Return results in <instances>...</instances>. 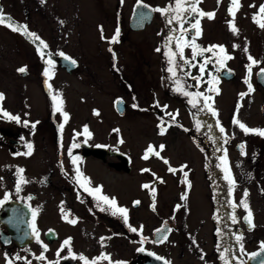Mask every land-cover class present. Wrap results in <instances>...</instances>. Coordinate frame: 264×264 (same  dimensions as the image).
Returning <instances> with one entry per match:
<instances>
[{
	"label": "flooded vegetation",
	"instance_id": "1",
	"mask_svg": "<svg viewBox=\"0 0 264 264\" xmlns=\"http://www.w3.org/2000/svg\"><path fill=\"white\" fill-rule=\"evenodd\" d=\"M113 2V19L117 26L114 27L111 39L100 46H103L102 50L107 52L110 59V78L117 74L122 78L115 55L122 50V21L118 19L122 18L124 0ZM175 4L176 0H164L162 5L150 0H129L126 4L123 23L127 34H144L160 17L158 21L162 33L156 48L151 49V53L153 51L157 57L150 60L152 64H148L144 60L147 50L141 52L138 48V51L141 55L140 65H153L161 75L157 74V85L153 83V93L148 94L153 99L146 105L139 106L135 102L129 106L125 100L117 97L112 100L111 113L115 111L119 117H123L131 107L155 117L164 145L163 148H153L154 153L159 155L151 153L146 160L162 163L157 167L158 173L167 175L164 170L167 168L169 171L171 168L165 156L169 138L186 135L195 144L197 152H200L199 157L203 155L200 160L203 164L201 172L204 173L202 175L207 182V190L209 183L210 206L191 204L189 189L181 193L180 199L174 201L172 206L153 208L156 193L154 197L153 193L149 194L150 206H121V176H131L133 161L125 154L130 161V171L116 167L121 163L120 138L115 143H92L87 140L89 135L83 134L85 122H75L76 126L80 125L84 129L80 134L76 133L74 139L67 138L69 134L72 136L74 130L73 126L69 127L64 114H71L63 107L61 111H56V106L52 104L53 91L56 90L52 80L54 73L60 72L69 83L79 87L83 81V59L71 52L54 48L51 44H46V48L38 51L40 42L33 40L26 44L32 51L31 59H23L15 70L19 84L24 86L19 106L8 105L4 93L0 92L4 95L0 109L19 117L17 122L0 112V201H3L0 203V264H53L56 261L59 264H83L79 259L81 255L89 264L93 260H97V264H110V261L111 264H165L166 261L168 264H248L253 254L257 257L259 255L260 262H264V250L261 249L264 243V136L243 132L241 138L236 140L232 130L224 128L225 123L217 124L209 107L215 102L216 96L219 97L223 92V86L238 80V68L241 72L239 81L245 89L249 88L250 83L251 92L264 93V86L258 82V74L264 69V27L260 26L264 23V15L259 12L264 0H239L240 6L234 17L229 14L231 0H200L197 7L205 13H214L211 19L191 11L183 12L182 18H175ZM137 5L149 7L153 11L166 8L171 10L164 15L154 11L150 25L140 31H133L130 21ZM37 10L35 13H38ZM197 20L200 22V35L195 37V44L199 46L198 54L193 58L192 48L185 46L181 58L177 45L192 43L196 30L191 25ZM233 24L238 30L236 33L231 30ZM117 28L118 42L110 43ZM213 46H223L225 52L221 53L219 47ZM209 48L212 50L200 51ZM244 52H247L245 57ZM59 53L75 61V67H60L62 56ZM225 54L231 59L221 64L218 61ZM249 56L257 61L251 66L250 73ZM49 59L53 61L52 65L46 63ZM206 60L208 63H205ZM201 65L204 66L203 73L200 71ZM20 68H26V72H19ZM46 68L49 69L50 78L44 75ZM195 77H199V81ZM246 79L248 83H245ZM211 87H220L221 92L209 91ZM137 88L135 85L127 86L129 92ZM35 90L37 97L34 96ZM185 92L191 95L186 96ZM245 92L248 94L249 90ZM197 93L201 95L197 96ZM246 93L240 92L239 97ZM156 95H162L164 101L156 102ZM209 97L211 99H207ZM118 100L124 104L122 116L115 109ZM158 108L162 111H158ZM179 111H188L187 118H190L191 127L180 123L176 115ZM95 114L100 115V124L105 123L106 115L103 112L96 111ZM221 127L223 132L220 131ZM254 129L264 130V122L258 123ZM28 144L32 145L31 154L25 155L29 151ZM241 145L243 149L238 148ZM98 148H104L106 154L103 157L93 153ZM88 165L93 168L91 172L86 169ZM19 169H23V172L20 173ZM104 171L110 179L107 189ZM78 172L81 175L78 176ZM229 175L234 183L226 178ZM21 176L26 182L20 184V191L17 192ZM148 177H151V172ZM151 182V179L147 180L149 188ZM164 184L162 179L157 182L158 186ZM97 188L99 192L95 191ZM101 197L114 199L115 206L106 203ZM58 199L66 206H46ZM241 200L246 201L252 213L254 227L251 230L245 221L247 211L241 206ZM117 208L127 209V222L116 211ZM33 211L36 212L35 218ZM141 212L144 213L142 216ZM135 213H138L139 219ZM71 220L76 223H70ZM33 224L39 234V242L33 234ZM133 228L135 232L131 230ZM158 230L164 236L167 234L161 243L154 236ZM237 236H242V240L238 241ZM69 238L70 245L61 250L63 242ZM131 246L133 249L128 250ZM69 247L76 258L70 255ZM207 247L211 249H205ZM42 253L45 259H37ZM102 254L108 256L110 261L97 259ZM188 258L193 263L188 262Z\"/></svg>",
	"mask_w": 264,
	"mask_h": 264
},
{
	"label": "rangeland",
	"instance_id": "2",
	"mask_svg": "<svg viewBox=\"0 0 264 264\" xmlns=\"http://www.w3.org/2000/svg\"><path fill=\"white\" fill-rule=\"evenodd\" d=\"M128 1L124 0L122 18L118 19L122 21L123 37H120L122 50L115 55L122 78L118 77L119 74L110 78L108 74L110 59L107 52L102 50L103 46L100 45L111 39L116 25L113 19V0H44L43 3L41 0H0V9L3 10L5 17H10L17 25L26 26L28 32L35 33L39 37L37 40L27 35L24 36L21 31H12L11 28L0 24V92L4 93L8 105L19 106L24 86L19 84L15 70L23 59H31L32 51L26 46L27 43L42 40L45 44L53 45L54 48L71 52L72 55L84 61V72L83 76L81 75L82 85L76 87V84L69 83L60 72L54 73L52 80L56 89L53 91L56 101L54 100L52 104L56 106L57 101L62 102L61 108L63 107L71 114L67 116L66 122L69 127L73 126L74 131L72 136L69 134L67 138L74 139L75 134H80L84 129L80 125L76 126L75 122L81 124L85 122L83 126L87 131L83 134L89 135L87 140L92 143L97 141L115 143V140L120 138L121 153L126 154L133 161L131 176L127 178L121 176L119 186L121 206H133L135 201L139 202V206H150L148 200L153 188L157 194L156 200L152 203L155 206H172L174 201L177 202L180 199L179 195L187 189L190 190L191 204L210 206L209 183L207 190V182L203 179L202 174L204 173L201 172L203 164L200 160L203 159V155L199 157L200 152H197L195 144L191 143L186 135L177 136L175 139L169 138L170 143L165 156L169 159V166L175 172H170L166 168L164 171L167 175L158 173L157 167L162 163L148 162L143 158L149 146L156 149L164 145V139L159 134L158 121L155 117L151 114H142L131 107L123 117H119L115 111L114 114L111 113L112 100L117 97L125 100L129 106L135 102L139 106L146 105L153 99L148 94L153 93V83L157 85L158 75H161L153 65H148L149 67L140 65L141 55L138 51V48L141 52L147 50L144 60H147L148 64L150 60L157 57L153 55V51L151 53V49L156 48L155 45L159 42L162 33L158 21L160 17L144 34L140 36L127 34L123 22ZM151 1L156 4L160 3V5L164 3V0ZM35 9H38V13H35ZM245 53L247 52L243 55ZM240 77L241 72L238 68V80L223 86V92L219 97L216 96L213 104H210L212 116L217 124L225 123L224 128L231 129L236 140L241 138L244 131L238 124L233 123L234 118L250 129L264 122V93L249 92L247 94L245 90L249 88H244L239 81ZM34 80L36 82V79ZM68 83L69 86H67ZM133 85L138 88L134 92H129L127 86ZM218 90L221 92L220 87ZM240 92L246 95L240 98ZM34 96H38L36 90ZM156 100L162 103L164 97L156 95ZM38 106L41 105L38 104ZM96 111L106 115L105 123L100 124L102 119L99 114L96 116ZM158 111L161 112L162 109L158 108ZM213 111L216 115H213ZM188 114V111H179L176 115L180 123L191 127L190 118H187ZM192 123H194L193 120ZM86 169L88 172L93 170L91 165H88ZM145 169L148 171H144ZM150 172L151 177L149 178ZM185 172H188L187 177L184 175ZM103 177L107 189L110 179L106 171ZM149 179L152 181L151 188L145 189L143 186ZM161 179L165 184L158 186L157 182ZM57 202H49L46 206H66L59 199ZM143 214V212L140 213L141 216ZM137 215L138 213L136 218L139 219ZM132 249L133 246L128 248V250ZM205 249H211V247ZM188 259V262L193 263L190 258Z\"/></svg>",
	"mask_w": 264,
	"mask_h": 264
},
{
	"label": "snow or ice",
	"instance_id": "3",
	"mask_svg": "<svg viewBox=\"0 0 264 264\" xmlns=\"http://www.w3.org/2000/svg\"><path fill=\"white\" fill-rule=\"evenodd\" d=\"M43 2H44V0H41V3H43ZM199 2H200V0H176L175 11L177 12V17H175V18H182V14L185 11H191L192 13H197L200 17L207 16L209 19L213 18L214 13H205V12L201 11L197 7V5L199 4ZM185 5H189V7H185ZM231 5L232 6L229 7V14L234 17L235 16V11L238 10V8L240 6L239 5V0H231ZM170 10L171 9H168V8H166V9H154V11H160L162 15H164L165 13H167ZM259 12H260L261 15H264V5H261L260 6ZM254 20H255V17H254ZM169 22H171V21H169ZM61 23H63V22H61ZM0 24H4L5 26L11 28L12 31H21L22 34H25L27 36L33 37L34 39H37V40L39 39V37H37L35 33L28 32L26 26H24V25H14L13 23H11V18L10 17H7L6 18L5 15H4V13H3V10L2 9H0ZM260 26L261 27H264V23H261ZM191 27L196 30L195 36L193 38L192 43L190 45H188L187 42H185L184 45H179V44L177 45L178 49L181 52V58H182V50H183V47H185V46H190L192 48L193 58H195L196 55L198 54V48H199V46L195 44V37L200 35V22H199V20H197L195 24H192ZM231 30L233 31V33H236L238 31L236 29V27L234 26V24L231 25ZM118 37H119V28H117L116 34L113 36V38L110 41V43H116V42H118ZM101 38L103 39V35H102ZM46 47H47V45L41 40L40 41V46H38V51H41V48H46ZM213 47H219V51L221 53H224L225 52L223 46H213ZM211 50L212 49L209 48V49H201L200 51H211ZM157 51H159V49H157ZM59 55L64 56L63 53H59ZM64 58L65 59H69L66 56ZM227 59H231V57H229V56H227L225 54V55H223L222 59H220L218 62H220L221 64H223V62L225 60H227ZM249 60L251 61V64L249 65V68H248V71L250 73L251 72V66L252 65H255L257 63V61H255L251 56H249ZM46 63L48 65H52L53 64V61L51 59H49V60L46 61ZM72 63L75 64V61H72ZM205 63H208V61L206 60ZM18 71L21 72V73H24V72H26V68H20V69H18ZM170 71H171V69H170ZM200 71H201V73L204 72V66L203 65H201ZM261 72L264 73V69H261ZM44 75L46 77H49L50 78L49 69H47V68L45 69ZM194 79H197V81H199L200 78L199 77H195ZM213 79H215V78H213ZM209 83L211 84L212 81H209ZM245 83H248V80L247 79L245 80ZM209 91H216L218 93L219 90L217 88H215V87H211V88H209ZM251 91H252V88H251V84L249 83V92H251ZM184 95H186V96L187 95H191V93L185 92ZM200 95L201 94L197 93V96H200ZM3 99H4V95L2 93H0V101H3ZM53 99L56 100V97L54 96ZM207 99H211V98L209 97ZM189 102L192 103V101H189ZM61 103L62 102L57 101V103H56V109H55L56 111H61ZM193 106H195V104ZM209 107H211V106L209 105ZM0 112H2V114L5 117H7L9 119L17 120V122H19V117L11 116L9 113L3 112L2 109H0ZM213 115H216L215 111H213ZM64 116H65V120H67V114L66 113L64 114ZM233 123L234 124H238V126L245 132V134H248V133L252 132V133H256V134H259L261 136H264V130L249 129L245 124L241 123L239 120H237L235 118L233 119ZM25 125H27V121H25ZM34 127H35V125H33V128ZM85 131H87V129H85ZM220 131L223 132L224 129L221 127L220 128ZM163 132H164V129L162 128L161 129V134H163ZM27 147H28L29 151L27 153H24V154L25 155H30L31 154L32 145L31 144H28ZM240 147L243 149V145H241ZM161 148H163V146H161ZM149 153H154V150H153L152 146H149V148L146 150L145 156L143 158L144 159H148V154ZM154 154L157 155V156L159 155V153H154ZM165 163H167V161H165ZM182 170L183 169H181V171ZM225 170H226V172L228 171L227 169H225ZM18 171L20 173H22L23 172V169H19ZM144 171H148V170L145 169ZM169 171L170 172H175V170L172 169V168H169ZM79 175H81V174L78 172V176ZM184 175H185V177H187V173L186 172L184 173ZM226 178H228L230 180V182H233V181H231L230 175L227 176ZM25 182L26 181L21 176L20 180L17 183V192L20 191V184L25 183ZM143 187L148 188L150 186L149 185H144ZM95 191L96 192H99L100 189L97 188ZM152 193H153V197H154V194H155V189L154 188L152 189ZM245 196H247V193H245ZM7 198H8L7 195H5V200H7ZM101 199H103L106 203H109L112 206H115V203L116 202H115L114 199L113 200H109L107 197H101ZM0 203H3V201H0ZM135 203H139V202L137 201ZM240 204L247 211V216L245 217V221L248 223L249 229L251 230V228L254 227V225L252 224V220H251L252 213L248 209V205H247V203H246L245 200H241ZM154 206L155 205L153 204L152 207L154 208ZM116 211L119 212L121 215H123L124 218H125V222H127V209H125V208H117ZM35 215H36V212L33 211V217L34 218H35ZM69 222L70 223H73V224L76 223L75 220H71ZM233 222H235V218H233ZM32 227H33V234L37 236V241L39 242V239H38L39 234H38V232H37V230L35 228V224H33ZM131 230L134 231V232L136 231V229H134V228L131 229ZM237 240L238 241L242 240V236H237ZM69 245H70V238L69 239H66L63 242V244L61 246V250H63V248L65 246H69ZM261 249L264 250V243L261 244ZM46 250H47V248L45 246V251ZM59 251L60 250H58V252H57V256H59ZM241 251H243V246L242 245H241ZM69 253H70V255H73V258H76L75 257V254H72L71 253L70 247H69ZM255 255L256 254H253V256H255ZM221 258L223 259V256ZM17 259H19V257H17ZM37 259L44 260L45 257L43 255V253ZM79 259L81 261H83V264H89V261H87V259L83 255L79 256ZM97 259H104V260H109L110 261V258L108 256L104 255V254H102L101 257H99ZM157 259H160V258L157 257ZM9 264H11V262H9ZM29 264H30V262H29ZM53 264H59V262L56 261V262H53ZM91 264H97V260L91 261ZM110 264H111V261H110ZM117 264H120V262H117ZM165 264H168V262L166 261ZM262 264H264V262H262Z\"/></svg>",
	"mask_w": 264,
	"mask_h": 264
},
{
	"label": "water",
	"instance_id": "4",
	"mask_svg": "<svg viewBox=\"0 0 264 264\" xmlns=\"http://www.w3.org/2000/svg\"><path fill=\"white\" fill-rule=\"evenodd\" d=\"M154 18V11L153 9L146 7V6H140L137 5L133 11L131 21H130V27L133 31H140L144 29L146 25H150L152 22V19ZM60 67L65 68V69H73L75 67V64L72 63L70 59H65L63 56L60 57ZM258 82L261 83L262 86H264V73H259L258 74ZM115 109L116 111L122 116L124 114V104L121 100H118L115 103ZM263 117H264V112H263ZM239 149H241L240 146H238ZM96 151V152H95ZM93 153L97 155L98 157H103L106 153L104 152V148H98L94 149ZM85 155V154H84ZM151 155V153L148 154V157ZM129 159L126 155L121 154V163L120 165H117L118 169H122L124 171H130L129 168ZM133 206H138V203H134ZM162 231H159L155 233V237H157L158 242H163L167 234L165 236ZM248 264H262L260 262V257L258 255L252 256L249 258Z\"/></svg>",
	"mask_w": 264,
	"mask_h": 264
},
{
	"label": "trees",
	"instance_id": "5",
	"mask_svg": "<svg viewBox=\"0 0 264 264\" xmlns=\"http://www.w3.org/2000/svg\"><path fill=\"white\" fill-rule=\"evenodd\" d=\"M6 18H7V17H6ZM11 23H13L12 20H11ZM13 24H14V25H17V24H15V23H13Z\"/></svg>",
	"mask_w": 264,
	"mask_h": 264
}]
</instances>
